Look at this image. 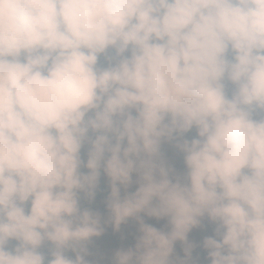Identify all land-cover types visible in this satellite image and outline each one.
<instances>
[{
    "label": "clouds",
    "instance_id": "9594fccd",
    "mask_svg": "<svg viewBox=\"0 0 264 264\" xmlns=\"http://www.w3.org/2000/svg\"><path fill=\"white\" fill-rule=\"evenodd\" d=\"M0 264H264V0H0Z\"/></svg>",
    "mask_w": 264,
    "mask_h": 264
},
{
    "label": "rangeland",
    "instance_id": "374dc122",
    "mask_svg": "<svg viewBox=\"0 0 264 264\" xmlns=\"http://www.w3.org/2000/svg\"><path fill=\"white\" fill-rule=\"evenodd\" d=\"M164 151L166 152V154L168 155V157L170 158V159H172L173 160V162L176 164V166L178 167V168H182V157L181 156H179L178 154H176V152H175V150L171 147V146H169V145H165L164 146ZM102 184L104 185H106V180H103L102 181ZM102 201L103 200H101V201H98L97 203H96V207H103V205H102ZM151 223H155V221H150ZM209 234H211V228L209 229ZM107 239V238H106Z\"/></svg>",
    "mask_w": 264,
    "mask_h": 264
},
{
    "label": "trees",
    "instance_id": "16d2710c",
    "mask_svg": "<svg viewBox=\"0 0 264 264\" xmlns=\"http://www.w3.org/2000/svg\"><path fill=\"white\" fill-rule=\"evenodd\" d=\"M102 189H103L104 191H102V192L98 195L97 202L103 200L104 195L106 194L107 185H105V184L103 185V184H102Z\"/></svg>",
    "mask_w": 264,
    "mask_h": 264
}]
</instances>
